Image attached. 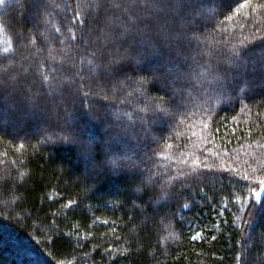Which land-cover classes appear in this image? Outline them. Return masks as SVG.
Masks as SVG:
<instances>
[{"label":"trees","instance_id":"trees-1","mask_svg":"<svg viewBox=\"0 0 264 264\" xmlns=\"http://www.w3.org/2000/svg\"><path fill=\"white\" fill-rule=\"evenodd\" d=\"M246 2L0 0V264H264Z\"/></svg>","mask_w":264,"mask_h":264},{"label":"rangeland","instance_id":"rangeland-1","mask_svg":"<svg viewBox=\"0 0 264 264\" xmlns=\"http://www.w3.org/2000/svg\"><path fill=\"white\" fill-rule=\"evenodd\" d=\"M219 1H221V0H219ZM195 7H197V8H200L199 10H203V8L202 7H198V6H195ZM190 19L188 18V19H186V21L184 20V24H186L188 21H189ZM20 21H21V19H20ZM184 38L186 37V38H188L189 37V33H188V31H187V28H185V26H184ZM34 30H35V28L33 27L32 28V31L34 32ZM90 33V35H91V32H89ZM194 38V37H193ZM129 62L131 61V59L130 60H128ZM160 64H161V62H156V63H151V64H148V66H147V69H149V70H154V69H156L157 67H159L160 66ZM146 66V65H145ZM168 69V68H167ZM175 70H178V68H174ZM169 70H171V69H168L167 70V72L169 71ZM170 72H168L167 74L168 75H165V78L167 77H169L170 76V74H169ZM164 78V79H165ZM168 87H169V89H168ZM167 88H166V86H162V89L163 90H170L175 96H179L180 95V91L179 90H174V89H170V86H168ZM105 90H107L106 88H105ZM100 91H103V89H100ZM114 93V92H113ZM3 109L2 108H0V122H1V120H2V116H3V114H2V111ZM38 117V116H37ZM55 117H56V114L53 112V115L52 116H48V117H44V118H42V119H44V120H46V122L48 121H51L53 118L55 119ZM39 120H41V119H39ZM24 121L25 120H20V123H24ZM36 121H34V123H35ZM35 124H38L37 122L35 123ZM160 125V121H156L155 123H154V125ZM114 125L111 123V124H106L105 125V129H104V131H106V130H109L110 128H112ZM20 126H17L16 128H17V131L18 130H20V128H19ZM17 131H13L12 132V134H14V135H17V134H19ZM31 134H35V131H33ZM41 136V135H40ZM43 138V137H42ZM107 145H108V147H109V143H107ZM21 252V258H28V256H27V254L25 253V252H23V251H20Z\"/></svg>","mask_w":264,"mask_h":264},{"label":"snow or ice","instance_id":"snow-or-ice-1","mask_svg":"<svg viewBox=\"0 0 264 264\" xmlns=\"http://www.w3.org/2000/svg\"><path fill=\"white\" fill-rule=\"evenodd\" d=\"M250 2H251V0H247V2H246L245 4L241 5V7H248V4H249ZM21 147H23V146L21 145ZM259 183H260V185H261V187L259 188V190H255V189L252 190V196H253L257 201H259L260 198H261V195L264 194V180L259 181ZM185 207H187V205H185ZM199 236H200V233H197L196 235H194V236L192 237V239H193V240H196Z\"/></svg>","mask_w":264,"mask_h":264}]
</instances>
